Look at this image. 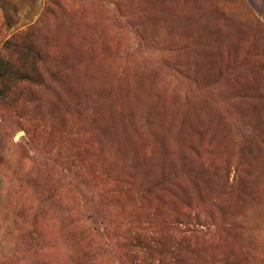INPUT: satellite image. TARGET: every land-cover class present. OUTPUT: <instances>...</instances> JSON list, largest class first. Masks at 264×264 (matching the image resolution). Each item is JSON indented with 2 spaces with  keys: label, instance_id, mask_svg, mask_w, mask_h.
Wrapping results in <instances>:
<instances>
[{
  "label": "rangeland",
  "instance_id": "rangeland-1",
  "mask_svg": "<svg viewBox=\"0 0 264 264\" xmlns=\"http://www.w3.org/2000/svg\"><path fill=\"white\" fill-rule=\"evenodd\" d=\"M0 264H264V0H0Z\"/></svg>",
  "mask_w": 264,
  "mask_h": 264
},
{
  "label": "trees",
  "instance_id": "trees-1",
  "mask_svg": "<svg viewBox=\"0 0 264 264\" xmlns=\"http://www.w3.org/2000/svg\"><path fill=\"white\" fill-rule=\"evenodd\" d=\"M29 51H30V49H29ZM38 52L41 54V53H44V51L42 50V49H38ZM38 53V56H39V58H38V60H40V61H43V58H42V56H40V54ZM32 71H34V74L37 76V78H38V80H37V82H38V84L39 85H43V86H46V79H44L43 77H44V75L39 71V70H35V69H33ZM17 74H19L20 76H21V78H22V80H30L31 78H34V75L33 74H29V73H24L23 71H19V72H16ZM53 80L54 81H56L55 79H57L58 80V76H56V74H53ZM15 80H19L18 78H16ZM164 179H166V180H164ZM172 183V180H169V177H167V176H162V179H158V181L157 182H155V184L154 185H156V186H159L161 189L162 188H165L167 185H170Z\"/></svg>",
  "mask_w": 264,
  "mask_h": 264
}]
</instances>
